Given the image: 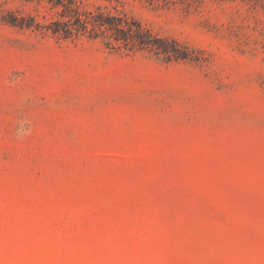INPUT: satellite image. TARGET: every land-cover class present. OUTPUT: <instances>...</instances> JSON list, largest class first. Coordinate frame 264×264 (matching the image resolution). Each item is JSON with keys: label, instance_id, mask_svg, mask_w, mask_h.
Instances as JSON below:
<instances>
[{"label": "rangeland", "instance_id": "1", "mask_svg": "<svg viewBox=\"0 0 264 264\" xmlns=\"http://www.w3.org/2000/svg\"><path fill=\"white\" fill-rule=\"evenodd\" d=\"M0 264H264V0H0Z\"/></svg>", "mask_w": 264, "mask_h": 264}, {"label": "trees", "instance_id": "2", "mask_svg": "<svg viewBox=\"0 0 264 264\" xmlns=\"http://www.w3.org/2000/svg\"><path fill=\"white\" fill-rule=\"evenodd\" d=\"M75 19H76V22L78 25H80L82 27H86L87 21L83 17H81L80 13L76 12ZM10 22H12L13 24H16V23H14L16 21H10ZM20 24L22 25V23H20ZM93 24L103 26V27H105V29H117L118 28L117 25L119 23H116V21L114 19H107V21L101 19L99 22L93 23ZM120 30H122V29H120ZM137 30H138L137 33H139V31H141L139 26H138ZM141 38L142 37H140V42H143V41H141V40H143Z\"/></svg>", "mask_w": 264, "mask_h": 264}]
</instances>
